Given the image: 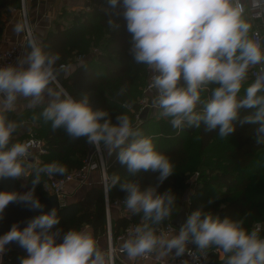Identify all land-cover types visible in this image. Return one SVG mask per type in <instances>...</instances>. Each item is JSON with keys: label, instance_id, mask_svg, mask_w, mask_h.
<instances>
[{"label": "clouds", "instance_id": "1", "mask_svg": "<svg viewBox=\"0 0 264 264\" xmlns=\"http://www.w3.org/2000/svg\"><path fill=\"white\" fill-rule=\"evenodd\" d=\"M113 16L120 18L129 35L128 52L149 73L150 106L157 119H168L178 133L185 128L215 131L223 140L237 125H255L256 146H264V0H108ZM51 19V13L46 14ZM110 17L112 31L120 24ZM259 22V23H258ZM24 50L13 63L0 66V179L32 177L26 193L0 191V219L11 202L43 212L35 195L42 177L65 176L67 167L58 162H33L34 140L16 139L32 110L31 120H43L53 131L62 129L73 140L86 138L103 155L117 154L129 177L156 173L155 186L141 187L139 179H123L105 167L101 183L107 196L119 187L123 203L140 223L127 231L119 252L130 261L155 255L157 260L186 254L207 261L219 253L222 264H264V237L259 228L245 227L244 217H223L197 209L179 230L172 218L178 213L177 197L169 188L158 189L175 173L171 158L159 151L154 138L133 125L127 112L115 117L107 110H94L90 93L73 96L61 83L78 68L88 71L83 57L61 61L44 42V32L34 25L27 7L12 25ZM122 85L117 96L127 93ZM121 107L133 111V103ZM36 109H40L36 113ZM10 114H15L14 117ZM59 224L57 210L35 216L21 229L13 224L0 236V264L6 246L15 242L26 256L20 264H115L114 253L103 248L87 228L67 231ZM180 264H188L181 259Z\"/></svg>", "mask_w": 264, "mask_h": 264}, {"label": "trees", "instance_id": "2", "mask_svg": "<svg viewBox=\"0 0 264 264\" xmlns=\"http://www.w3.org/2000/svg\"><path fill=\"white\" fill-rule=\"evenodd\" d=\"M94 1L97 5L92 11L80 10L75 14L70 27H58L44 38V42L52 51L60 53V62L75 61L79 55L85 56L88 71L78 68L62 82L73 96L83 92L90 93V104L94 110H107L113 123L118 114L127 112L134 125L135 112H128L121 104L131 101L133 110L140 107L139 99L147 80V71L144 66L135 64L129 54V35L124 22L113 16L108 0ZM20 5L21 0H0V9L8 6L18 9ZM100 5L105 8L100 9ZM110 17L116 18L121 25L118 30L108 28L106 22ZM122 85H127V93L117 96ZM35 111L38 113L40 109ZM32 114V110L23 112L20 118L29 125V129L24 136L20 135V129L15 138L22 141L31 133L41 138L48 149L47 153L39 156L41 164L58 161L67 167V174L81 168L84 158L94 148L86 142V138L73 140L62 129L53 131L50 124H45L43 120L32 121ZM136 126H139L144 135L153 137L157 149L168 155L174 163L175 173L160 185L158 191L170 188L177 197L179 209L180 196L188 186L186 173L198 172L195 182L198 188L188 205V215L197 209L218 214L221 218L244 217L246 213H250L246 216L245 227L253 228L257 223L264 225V146L255 145V125H237L236 131L223 140L215 131L205 133L203 128H185L178 133L171 127L168 119L154 120L146 116ZM108 172L120 174L122 180L139 179L142 188L155 186L157 183V174L151 171L129 177L116 153L109 156ZM28 179L31 189L32 177ZM49 180L48 177H42V182L36 186L35 195L39 200L50 195L45 186ZM125 195L118 186L114 187L109 193L110 201L124 199ZM57 215L59 224L54 226L53 231L79 229L89 225L96 237L107 232L106 202L102 189H96V193L91 190L83 199L66 203L57 211ZM132 219L140 222L139 216L116 217L113 221L114 236ZM13 253L16 264H20L19 257L26 256ZM213 260L215 264H220L219 254L213 253L209 264Z\"/></svg>", "mask_w": 264, "mask_h": 264}, {"label": "built area", "instance_id": "3", "mask_svg": "<svg viewBox=\"0 0 264 264\" xmlns=\"http://www.w3.org/2000/svg\"><path fill=\"white\" fill-rule=\"evenodd\" d=\"M25 6H26V0H22V6L21 8H19L20 13L23 10V7ZM261 30L264 31V28H262ZM23 50H24V41L22 40V38L15 40L9 46H6L2 41H0V66L13 63L16 57L20 55ZM95 51H97V49H95ZM78 57L84 58L85 56L79 55ZM148 78H149V73L147 72V80L145 85L143 86L142 95L139 99L140 107L137 110H133L135 112L134 126L141 124L145 120L146 116H148V114L150 113L152 114L156 112V110L152 109L150 106L151 93L147 88V84L149 82ZM30 139L36 142V147L32 149L33 159L39 158L40 155L47 153L48 149L45 142L41 138L35 137L32 133L22 141L30 140ZM105 167L107 168L108 171V160L106 159L104 153L103 155L96 153L95 149L93 148V150H91L84 158V163L81 168L70 171L63 178H57V177L50 178V180L48 181L49 192L50 194H57L60 203L66 204L70 194L67 191V185L69 182L77 181L80 186H87L90 188H96L97 186H100L103 190V185L101 183V176ZM95 171L100 172L99 181H96L93 177V172ZM104 196H105L106 214H107V232L105 234L108 239L107 249H110L114 253L115 264H131L126 260L125 255L119 252V248L123 240L127 237L128 229L135 226L136 224H139L140 222H137L132 219L116 236H114L113 210L119 209L125 212V210L127 211V209L123 203V199H117L111 202L109 193L107 194V196L104 193ZM127 216L130 217L131 213L128 212ZM171 224L172 225H167L169 231H172L173 227L179 230V228L176 227L172 222ZM253 228H259L261 232V236L264 237V225L262 223L255 224ZM213 253L219 254L216 252H210L207 261L201 258L199 262L193 259V255H197V253H195L194 250H193V255L186 254L182 258L175 259L172 261H166L164 259L157 260L155 255L149 256L147 258H140V260L143 261L150 260L151 264H168V263L180 264L181 259H183V260H187L188 264H209ZM14 256L15 255L13 251H6L5 255L3 256V264H16Z\"/></svg>", "mask_w": 264, "mask_h": 264}, {"label": "crops", "instance_id": "4", "mask_svg": "<svg viewBox=\"0 0 264 264\" xmlns=\"http://www.w3.org/2000/svg\"><path fill=\"white\" fill-rule=\"evenodd\" d=\"M94 0H26V7L30 15V19L34 25H37L40 30L44 32V38L51 32L57 30L58 27L67 28L73 24L74 16L80 10L92 11L96 7ZM100 9H104V6H99ZM47 13H51V19L46 17ZM20 17L19 8L2 7L0 9V41L6 46L11 45L15 40L19 39L12 32V25ZM21 39V38H20ZM64 86V85H63ZM27 111V110H25ZM24 111V112H25ZM29 125H25L21 128V132L28 129ZM27 131V130H26ZM106 159H109V155L104 153ZM33 162H39V158H34ZM93 177L96 181L100 180V172H93ZM100 186H97L98 188ZM87 186H80L77 181L69 182L67 185V191L69 194L68 202L77 201L83 199L86 194L93 190ZM128 212H123L119 209L113 210V221L116 217L127 215ZM83 228H87L94 234L92 227L85 225ZM95 235V234H94ZM103 248L107 249L108 239L106 235H100L97 237ZM126 260L131 264H151L150 260L130 261L126 255ZM166 261L175 260L172 256L163 258ZM219 263L222 264L220 257ZM173 264V263H168ZM211 264H215V260L211 261Z\"/></svg>", "mask_w": 264, "mask_h": 264}, {"label": "water", "instance_id": "5", "mask_svg": "<svg viewBox=\"0 0 264 264\" xmlns=\"http://www.w3.org/2000/svg\"><path fill=\"white\" fill-rule=\"evenodd\" d=\"M61 83L63 82V76L59 77ZM145 117V115H144ZM30 189V188H29ZM0 191L24 193L20 180L8 178L0 179ZM44 205L43 212L40 210H30L27 206L18 203L11 202L4 210L2 219H0V236L7 233L13 224H19V227L23 229L27 226L29 220L37 215L47 213L55 208L57 211L65 204H61L57 194H50L47 198L40 200ZM189 213V206L187 203H182L177 215L172 218V223L180 228L186 221ZM6 251L17 252L18 254H27L24 249L18 246L15 242L6 246Z\"/></svg>", "mask_w": 264, "mask_h": 264}, {"label": "rangeland", "instance_id": "6", "mask_svg": "<svg viewBox=\"0 0 264 264\" xmlns=\"http://www.w3.org/2000/svg\"><path fill=\"white\" fill-rule=\"evenodd\" d=\"M21 6H22V0H21L20 8H21ZM151 118L154 119V120H157V118L155 116V113L148 114V119H151ZM25 125H28V124L25 123ZM28 129H29V127H28ZM26 130L24 132H21L20 135H23L24 136V133L26 132ZM104 153L107 154V151L105 150ZM198 176H199V173L198 172H196V173L195 172L194 173L193 172L192 173L191 172L190 173H186L185 180H186V183H188V186H187V189L180 196V203L181 204L182 203H187L189 205V203L191 201V198L193 197V195L195 193V190L198 188V185L197 184L195 185V182H196V179H197ZM28 178H26V179L25 178L19 179L20 182H21V184H22V188L24 190V193H26L27 191H29V188H30L29 187V179ZM45 186L48 189V183H46ZM96 189L98 190V189H102V188L101 187L94 188L92 191H94V193H96ZM125 212H130V211L127 209V211L125 210Z\"/></svg>", "mask_w": 264, "mask_h": 264}]
</instances>
